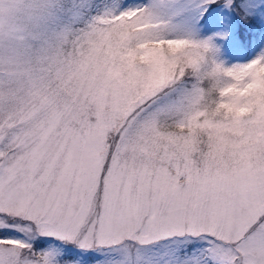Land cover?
Returning a JSON list of instances; mask_svg holds the SVG:
<instances>
[{
  "label": "snow or ice",
  "instance_id": "obj_1",
  "mask_svg": "<svg viewBox=\"0 0 264 264\" xmlns=\"http://www.w3.org/2000/svg\"><path fill=\"white\" fill-rule=\"evenodd\" d=\"M0 264H264V0H0Z\"/></svg>",
  "mask_w": 264,
  "mask_h": 264
}]
</instances>
